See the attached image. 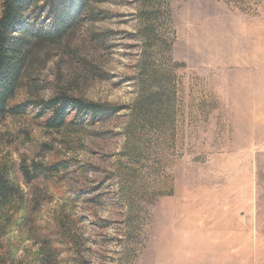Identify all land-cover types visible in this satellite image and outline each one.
<instances>
[{"label": "rangeland", "instance_id": "obj_1", "mask_svg": "<svg viewBox=\"0 0 264 264\" xmlns=\"http://www.w3.org/2000/svg\"><path fill=\"white\" fill-rule=\"evenodd\" d=\"M79 3L13 103L117 111L60 130L0 120V174L19 193L0 202V264H264V0Z\"/></svg>", "mask_w": 264, "mask_h": 264}, {"label": "trees", "instance_id": "obj_2", "mask_svg": "<svg viewBox=\"0 0 264 264\" xmlns=\"http://www.w3.org/2000/svg\"><path fill=\"white\" fill-rule=\"evenodd\" d=\"M77 1L3 0L0 16V120L33 112L36 120L44 119L46 129L60 130L67 125L72 112L75 117L71 123L84 118L96 123L109 119L117 111L110 105L87 103L64 94L48 100L13 103L22 88L30 56L36 47L61 42L78 23L84 6L82 3L77 5ZM44 15L46 20L53 21L51 29L42 27ZM32 167L33 175H43L66 169L67 165L59 163L44 170L41 164ZM23 175L28 179L32 177L28 169H23ZM18 194L17 188L0 174V202H9Z\"/></svg>", "mask_w": 264, "mask_h": 264}]
</instances>
